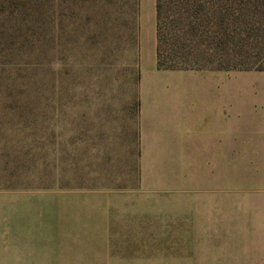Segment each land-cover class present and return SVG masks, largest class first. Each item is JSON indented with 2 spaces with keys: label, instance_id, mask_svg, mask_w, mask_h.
<instances>
[{
  "label": "crops",
  "instance_id": "1",
  "mask_svg": "<svg viewBox=\"0 0 264 264\" xmlns=\"http://www.w3.org/2000/svg\"><path fill=\"white\" fill-rule=\"evenodd\" d=\"M135 8L134 183L27 191L41 236L0 264H264V71L157 70L156 0Z\"/></svg>",
  "mask_w": 264,
  "mask_h": 264
},
{
  "label": "rangeland",
  "instance_id": "2",
  "mask_svg": "<svg viewBox=\"0 0 264 264\" xmlns=\"http://www.w3.org/2000/svg\"><path fill=\"white\" fill-rule=\"evenodd\" d=\"M212 1L207 16L223 2ZM17 2L19 13L10 19L0 14V255L11 254L18 231L41 236V200L33 192L25 197L27 191L125 187L136 176L135 0ZM174 3L160 0V30L165 48L176 35L182 53L186 13ZM248 41L244 50L258 49ZM208 60L188 69L214 68ZM249 65L247 71L264 69V58ZM12 200H23L14 213Z\"/></svg>",
  "mask_w": 264,
  "mask_h": 264
},
{
  "label": "trees",
  "instance_id": "3",
  "mask_svg": "<svg viewBox=\"0 0 264 264\" xmlns=\"http://www.w3.org/2000/svg\"><path fill=\"white\" fill-rule=\"evenodd\" d=\"M17 1L20 0H0V14L4 17L6 15V18L10 19V15H14L15 12L19 13V8L15 9V4L20 3ZM32 1V5L35 6V0ZM228 2L229 0H223L218 5L217 14L207 16L205 6L215 3L212 0H173L174 4L182 5L186 13L183 20H185L188 34L183 36L182 47H186L187 51L180 53L175 44L176 35L173 36L170 46L168 44V48H165L166 38L160 30L161 4L160 0H156V69L188 70L189 64L209 59L208 61L216 64L214 68L210 69L247 71L253 67V65H249L251 59H256V61L263 59L264 27H261V17L264 14V0L261 2L238 0L235 4ZM42 7L43 4L40 2L39 8L43 9ZM242 8L249 11L241 12ZM249 16H254V19L249 21ZM238 22L242 27L238 26ZM228 27H232L230 32L227 31ZM248 40H252L253 45H256L255 48L258 49L255 51L244 50L242 46L248 43ZM255 70L264 71L259 67H256Z\"/></svg>",
  "mask_w": 264,
  "mask_h": 264
}]
</instances>
